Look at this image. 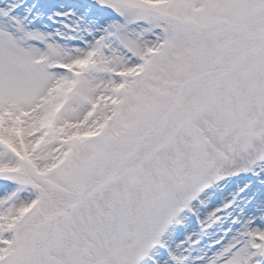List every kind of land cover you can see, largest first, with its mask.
<instances>
[{
	"label": "snow or ice",
	"instance_id": "1",
	"mask_svg": "<svg viewBox=\"0 0 264 264\" xmlns=\"http://www.w3.org/2000/svg\"><path fill=\"white\" fill-rule=\"evenodd\" d=\"M0 264H264V0H0Z\"/></svg>",
	"mask_w": 264,
	"mask_h": 264
}]
</instances>
